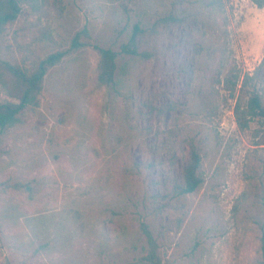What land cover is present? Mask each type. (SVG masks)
I'll use <instances>...</instances> for the list:
<instances>
[{
  "label": "rangeland",
  "instance_id": "obj_1",
  "mask_svg": "<svg viewBox=\"0 0 264 264\" xmlns=\"http://www.w3.org/2000/svg\"><path fill=\"white\" fill-rule=\"evenodd\" d=\"M208 1L37 0L8 26L0 62L66 56L40 106L0 132V264H129L141 222L168 264L261 259L264 123L242 128L235 107L262 87L241 83L264 56V8ZM135 25L151 56L120 55V83L100 85L96 47L118 50ZM192 146L205 183L177 195ZM20 182L32 192L6 185Z\"/></svg>",
  "mask_w": 264,
  "mask_h": 264
},
{
  "label": "trees",
  "instance_id": "obj_2",
  "mask_svg": "<svg viewBox=\"0 0 264 264\" xmlns=\"http://www.w3.org/2000/svg\"><path fill=\"white\" fill-rule=\"evenodd\" d=\"M37 0H0V37L5 33L8 26L15 23L22 15L25 5H33ZM135 1V0H132ZM258 8H264V0H252ZM225 0H209L208 7L216 11H224ZM178 18L170 14L163 19L165 23L175 22ZM144 30L135 25L133 32L126 43L120 45L118 50L112 47L96 48L99 51L100 60L98 65V83L102 86H114L120 83L118 79L120 55L146 58L151 54L141 50L139 36ZM76 45L82 46L79 37H75ZM66 56L65 51L50 53L42 59L32 63L30 67L20 64H12L7 61L0 62V94L6 98L0 99V132L14 128L22 123V113L28 108H38L41 103V94L44 90L46 76L49 71L58 66ZM264 56L250 75H244L241 87L248 83L261 85V89H253L245 109H241L237 103L235 113L242 128L247 126L248 120L260 119L264 123ZM236 82L239 76L236 75ZM229 80H227V83ZM261 90V91H260ZM263 90V91H262ZM234 93H232V97ZM202 157L195 146H192L188 163L182 172V182L175 186L177 195H189L200 189L205 183L201 172ZM18 191L32 192L30 183L6 184ZM140 232L146 240V246L140 256L134 258L129 264H168L164 258L163 247L159 237L152 226L147 222L140 223ZM25 264V263H23ZM257 264H264V236L262 237V255Z\"/></svg>",
  "mask_w": 264,
  "mask_h": 264
}]
</instances>
